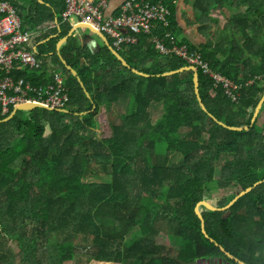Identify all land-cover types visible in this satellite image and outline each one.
Returning <instances> with one entry per match:
<instances>
[{
  "label": "trees",
  "instance_id": "16d2710c",
  "mask_svg": "<svg viewBox=\"0 0 264 264\" xmlns=\"http://www.w3.org/2000/svg\"><path fill=\"white\" fill-rule=\"evenodd\" d=\"M0 1L12 3L24 21L36 27L55 20L60 23L61 33L38 46L35 53L50 63L44 59L40 70L24 69L17 76L45 86L53 82L52 73L57 72L70 97L68 114L33 108L19 110L4 121L13 112L11 108L0 116V264H64L79 260L77 249L83 251L89 245L108 249L123 242L125 249L117 247L118 252L114 248L120 263L124 264L122 258L129 260L137 248L141 261L150 245L159 241L155 228L160 221H167L171 238L167 250L173 256L164 261L154 250L152 259L157 261L145 264L198 259L210 264H237L235 259L264 264V182L254 187L264 181V105L251 125L264 96V43L257 38L264 32V23L258 18L264 9L261 0H194L197 20L189 23L199 25V35L194 42L176 41L179 47L186 44L191 51L200 52L210 70L238 85L239 101L235 104L226 98L223 84L214 89L212 78L198 72L200 96L208 112L228 127H249L243 132L222 128L202 110L194 93L192 71L159 76L187 64L174 55H163L151 43V34L138 36L137 45L117 49L131 68L150 77L124 67L89 30H81L83 40L75 33L68 38L60 53L77 71L91 96L88 98L56 53L58 41L71 29L63 19L65 2L48 0L47 6L39 0ZM154 1L166 5L171 17L168 26L155 23L152 33L172 46L173 38L166 35L175 36L174 2ZM235 7L240 8L238 12ZM224 8L231 17L221 12ZM238 16L250 18L249 24H238ZM231 26L237 36H229ZM235 38H243L244 43L238 45ZM108 40L113 46L112 39ZM246 52L252 53L248 59ZM121 98L129 108L122 113L124 123L116 126L118 116L111 107ZM152 104H161L156 119L148 111ZM48 128L51 133L46 135ZM90 129L94 137L99 135L98 140L93 137L95 143L87 142L82 134H92ZM175 155L181 159L174 162ZM92 163L103 166L106 180L83 181ZM227 188L231 192L225 195ZM247 189L252 191L227 212L201 207L212 244L201 231L195 214L197 203L206 200L224 208ZM32 219L37 225L52 226L48 230L53 244L44 255H39L34 240L27 237ZM9 241L17 243L20 261L7 249ZM102 257L110 261L107 251L98 258Z\"/></svg>",
  "mask_w": 264,
  "mask_h": 264
},
{
  "label": "built area",
  "instance_id": "2783aa9c",
  "mask_svg": "<svg viewBox=\"0 0 264 264\" xmlns=\"http://www.w3.org/2000/svg\"><path fill=\"white\" fill-rule=\"evenodd\" d=\"M65 11L63 19L87 23L113 41V47L120 49L124 45H137L141 33H148L156 21L166 22L168 10L161 1L126 0L116 17H107L104 10L109 0H63ZM33 34L23 27L22 16L18 9L8 1H0V116L10 112L11 108L23 105H35L61 111L70 103V97L64 87L63 78L53 72V82L45 86L31 83L17 72L27 69L38 71L40 63L30 50ZM156 48L163 54L172 52L188 59L190 63H199V57L185 47L168 50L160 39H154ZM205 72H207L205 70ZM51 73V72H50ZM216 84L227 89L231 84L218 74H211Z\"/></svg>",
  "mask_w": 264,
  "mask_h": 264
},
{
  "label": "crops",
  "instance_id": "0c3cea01",
  "mask_svg": "<svg viewBox=\"0 0 264 264\" xmlns=\"http://www.w3.org/2000/svg\"><path fill=\"white\" fill-rule=\"evenodd\" d=\"M92 1L95 4L98 2V0H92ZM125 1L126 0H109L108 7L103 11L104 15L107 17L118 16L121 12V6ZM173 2L175 5V10H176V15L174 14V17H173L174 19L172 20L173 33L175 34L176 38L179 41H181L182 39H185V40H188L190 42H194L195 39H197V37L199 35V33L197 32L198 31L197 25H194V24L191 25L189 23L188 17L189 18L191 17L192 11L190 12L189 15H187V17L185 15L186 10L191 8L190 2L187 0H173ZM39 3L50 6V2L48 0H46V2L39 0ZM242 8H244V7H242ZM246 8L247 7H245L244 10H246ZM223 13L225 14V12H223ZM23 21H24V19H23ZM68 22L71 25V29L74 25H76L78 23L76 20H73V19L71 21H68ZM29 23L32 26V30H29L28 28H25V27H24V29L33 34L32 41H31V50L34 53H38V50H39L38 46L46 43L48 40H50L52 38L57 37L61 33L60 23L57 20H55V22H53V23H45V24L38 26L34 29H33L34 23L32 24L30 21L29 22L27 21L26 24H29ZM23 26H24V23H23ZM54 29H56V31H53ZM71 29H70V31H71ZM215 29L216 28H214L213 31H215ZM81 30H84V29L76 30V31L72 32L71 35L73 33H75L77 36H79V38L81 40H83L84 35H83V32ZM69 32H68V34H69ZM46 35H49V36L47 38H44ZM39 39H41V40H39ZM108 42H109V40H108ZM215 42L216 41L214 40V43ZM60 49L58 51L57 47H56V53L60 52ZM50 55H51V53H50ZM118 101H120V99ZM13 113H14V111L10 114V116L8 118H10L13 115ZM8 118H6V119H8ZM156 229L158 231L162 230V224L159 223L158 226L156 227ZM163 231L166 232V228H164ZM170 244H171L170 240H166L164 242L162 240V238L160 237L158 242H155V243L150 245V247L148 249L147 256L144 260H141V261L139 260V256H140L141 251L139 252V248H137L134 252L131 253L130 258H128L129 260H124L122 258L121 261H123L124 264H129V263H131V264H145L144 261H157V258L155 260L152 259V252H154V250L158 251L157 257H162L164 259V261H167L166 259L170 258V256L168 255L167 246ZM158 245H164V247L160 248ZM99 247H101V246L96 245L94 249H92L91 251H87V252H84L80 249H77L75 252V255L79 256L80 257L79 260L83 261L84 264H89L91 261L96 260L95 258H93V251L97 250ZM117 247H121V248L125 249V243L123 242L120 246L119 245L114 246V248L119 252V249ZM114 248L113 247L108 248V253L112 256H115L118 253ZM79 260H73V261H79ZM96 261H99V260H96ZM111 261H113V262H104V261L101 262V261H99V263L94 262V264H107V263L121 264L120 262H114V260H111ZM117 261H120V260H117ZM128 261H130V262L128 263ZM149 264H151V263H149ZM154 264H159V263H154ZM164 264H168V263H164Z\"/></svg>",
  "mask_w": 264,
  "mask_h": 264
},
{
  "label": "rangeland",
  "instance_id": "374dc122",
  "mask_svg": "<svg viewBox=\"0 0 264 264\" xmlns=\"http://www.w3.org/2000/svg\"><path fill=\"white\" fill-rule=\"evenodd\" d=\"M231 4V3H230ZM229 4V5H230ZM240 4V3H239ZM239 4H236V5H239ZM241 6V5H240ZM242 7V6H241ZM226 8H224V10H225ZM237 9H240V8H238V7H235V8H233V10L235 11V12H238V11H236ZM243 10H244V8H242ZM231 10V9H230ZM225 12H226V15L228 16V14H229V12H228V10H225ZM263 12H264V9H263ZM261 21H264V16H262L261 18ZM249 20H250V18H248V17H244V16H238L237 17V23L238 24H240L241 25V22L242 23H244V24H249ZM252 20V19H251ZM253 21V20H252ZM22 22L24 23V26L23 27H25V28H28L29 30H32V26H31V24L29 23V24H26L27 23V20H25V21H23L22 20ZM252 27V24H250L249 25V28H251ZM34 28H36V25H34V27H33V29ZM225 28V27H224ZM213 30V29H212ZM229 36L231 35H235V36H237L239 33H237L234 29H232V26L229 28ZM259 36L257 37V38H261L262 40H263V43H264V33L262 32L261 34H258ZM225 36H227V34L225 35ZM240 39H242V41H241V43L239 44V45H241V44H243L244 43V39L243 38H240ZM247 46V45H246ZM231 51H234V50H230V52ZM246 58L248 59V58H250L251 57V55H252V53L250 52V54H248V52H246ZM38 59L40 60V61H44V59H45V62H47V63H50L49 62V59H46V58H42V57H38ZM181 59L186 63L187 61H189L188 59H185V58H183V57H181ZM185 72V71H184ZM124 108H129L128 107V104H127V102H125L123 99H120V101H117L116 103H114L113 104V106L111 107V110L115 113V114H117V116H118V118L116 117V120H115V125L116 126H119V125H121L122 123H124V121H123V119H122V113H123V111H124ZM69 110V109H68ZM159 110H161V104H153L152 106H150V108L148 109V111L149 112H151V113H153V117H156V116H158V113H157V111H159ZM264 114V113H263ZM261 120H263V118H261ZM90 131L92 132V134L90 133V132H88V133H84V132H82V134L85 136V137H87L88 138V141L87 142H89V143H95V139H97L98 140V138H97V135L98 134H96V136L94 137L93 136V131L90 129ZM51 133V130L48 128L47 130H46V135H48V134H50ZM95 139H94V138ZM98 137H99V135H98ZM173 158V161L174 162H176V161H179L180 159H181V157L179 156V155H175V156H173L172 157ZM225 161H226V158H225ZM104 169H103V166H101V165H97V164H94V163H92L89 167H88V169H87V172H86V175L83 177V181L84 182H94V183H101V182H103L104 180H106V178H105V176H104ZM109 176L107 175V178H108ZM110 178V177H109ZM108 178V179H109ZM216 188V187H215ZM216 190V189H215ZM231 191H230V188H227L225 191H224V193H225V195H227V194H229ZM211 202V201H210ZM212 204H213V202H212ZM54 218V217H53ZM50 227H52V226H50ZM50 227H47L44 223H41V224H38L37 225V221L35 220V219H32V221H28V228L26 229V232H27V237L28 238H31V239H33L34 240V244L37 246V248H38V253H39V255L41 254V255H44V251H46L47 249H49L50 247H51V245L53 244V240H54V238H53V234L51 235L50 234V232H49V228ZM70 227V225H68V227L67 228H69ZM61 237V236H60ZM7 244V249H9V251L12 253V255H14V256H16L15 257V259H16V261H20L19 260V257H18V255H19V247H18V245H17V243L16 242H13V241H9L8 243H6ZM264 253V252H263ZM12 259H14V257H12ZM262 259H263V262H264V254H263V256H262ZM97 263H99V261L97 262ZM6 264H10V263H6ZM64 264H76V261H66V262H64ZM129 264H131V263H129Z\"/></svg>",
  "mask_w": 264,
  "mask_h": 264
},
{
  "label": "water",
  "instance_id": "95a60500",
  "mask_svg": "<svg viewBox=\"0 0 264 264\" xmlns=\"http://www.w3.org/2000/svg\"><path fill=\"white\" fill-rule=\"evenodd\" d=\"M79 29H86V30H89L90 32L96 34L98 37H100L105 45L108 47V49L111 51V53L117 58V60H119L121 62V64L130 69L133 73H135L136 75H139V76H142V77H150V75L148 74H145L143 72H140L139 70L137 69H133L130 67V65L128 64V62L119 54V52L112 46L110 45V43L108 42V39L107 37L101 33L99 30H97L96 28H94L92 25L90 24H87V23H77L76 25H74L71 29V31L69 32V34L65 37H63L62 39H60L56 45L57 47V50L59 51V49L66 43L67 39L70 37L71 33L76 31V30H79ZM58 57L60 58L61 62L63 63V65L66 67V69L68 71H70V73L79 81L81 87L84 89L85 91V94L88 98H91L90 94L87 92V90L85 89L84 87V84L83 82L81 81V79L79 78L78 76V73L75 69H73L70 65L67 64V62L63 59L62 55L60 52L57 53ZM184 71H192L193 72V87H194V93L196 95V98L197 100L199 101L200 105H201V108L202 110L208 114L209 117H211L215 122H217L220 126H222V128L226 129V130H229L231 132H242V131H248V128H244V129H238V128H232V127H228L226 125L223 124V122H220L218 121L212 114H210L208 112V110L206 109L205 105L203 104L202 102V99L200 97V91H199V76H198V73L196 71L195 68L193 67H183L181 69H178V70H175V71H171V72H166V73H163L159 76H171V75H174V74H178V73H182ZM263 105H264V96L263 98L261 99V101L259 102L256 110H255V113L253 115V119H252V124L256 121V119L258 118V115L260 114V111L262 110L263 108ZM95 107V106H94ZM33 108H36L35 105H25V106H22V107H18L17 109L14 110V113L13 115L19 111V110H28V109H33ZM62 113H68L69 111L67 110H62L60 111ZM12 115V116H13ZM11 116V117H12ZM10 117V118H11ZM8 118V119H10ZM8 119L4 120V121H7ZM264 182V181H263ZM263 182H260V183H257L254 187H258L261 185V183ZM252 191V189H247L246 191L242 192L238 197H236L227 207H225L224 209H217L215 208L210 202L208 201H200L199 203H197L196 207H195V214L197 215V217L200 219V222H201V230H202V233L205 235L206 238H208L211 243L214 244V241L211 240V238H209V236L206 234L205 232V222H204V218L200 212V207H205L207 208L208 210L210 211H214V212H223V211H227L229 210L240 198L244 197L246 194L250 193ZM217 246V245H215ZM222 252L225 253V251L223 249H220ZM227 257L231 258V255H229L228 253H225ZM233 259V258H232ZM235 262L237 264H245L243 262H240L238 260H235ZM185 264V263H183ZM186 264H195L194 262L192 263H186Z\"/></svg>",
  "mask_w": 264,
  "mask_h": 264
},
{
  "label": "clouds",
  "instance_id": "9594fccd",
  "mask_svg": "<svg viewBox=\"0 0 264 264\" xmlns=\"http://www.w3.org/2000/svg\"><path fill=\"white\" fill-rule=\"evenodd\" d=\"M153 1V0H152ZM187 1H189L190 2V5H191V8L190 9H188V10H186V12H185V15H186V17H187V15H189L190 14V12L192 11V15H191V17L189 18L188 17V20H190V21H195V20H197V13L195 14V7H194V0H187ZM262 2H261V4H262V8H264V1L263 0H261ZM155 2V1H154ZM259 2H256V4H255V7H257L259 4H258ZM164 5V4H163ZM165 6V8H167V10H168V15H167V20H166V22H162V21H156V22H154L153 24H152V28H151V30L148 32V33H141V34H145V35H148V34H151V37H150V41H151V43H153V45L156 47V45H155V42H154V39H160V40H162L163 41V43H164V45L166 46V48L168 49V50H171V49H173V48H182V47H185L186 49H188V51L190 52V53H194L195 55H197L198 57H199V63H190V62H186V66H184V67H193V68H195L196 69V71H197V73L201 70V72L203 73V74H207V75H209L211 78H212V80H213V82H212V86H213V88L214 89H217V88H219L218 86L220 85H217L216 84V82H215V80L213 79V77L211 76V74H218V75H220L221 77H223V78H225L226 80H227V82H229L230 84H231V88H229V89H227L226 87H224V92H225V95H226V98H228L232 103H238V101H239V94H238V89H239V87H238V85H236V83H234L232 80H230V79H228L227 78V76H225L224 74H222V73H219V72H213L212 70H210V68H209V64H208V62H206V61H203V59H202V55L200 54V52H198V51H191L190 49H189V47L186 45V44H184V45H182L181 47H179L177 44H176V41L177 42H179V40L176 38V36H172L170 33H167V37H171V38H173V45L172 46H168L165 42H164V40L162 39V38H160L159 36H156V35H153V31H152V29L154 28V25H155V23H161L163 26H168L169 25V21H170V17H171V11L169 10V8L166 6V5H164ZM226 10V9H225ZM225 10L224 9H221V12L223 13V12H225ZM225 14H226V12H225ZM228 15H230V14H228ZM262 16H264V12L262 11L261 12V14H259L258 15V18L260 19ZM224 17H226L227 18V16H224ZM228 17H231V16H228ZM220 19V18H219ZM263 23H264V21H262ZM195 25H197V29H199L198 27H199V25L198 24H195ZM214 28H216L215 30H217V27L215 26ZM213 28V29H214ZM223 29H224V27H222ZM263 32V31H262ZM261 32V33H262ZM260 33V34H261ZM264 33V32H263ZM140 34V35H141ZM139 35V36H140ZM106 36V35H105ZM107 38H108V36H106ZM261 39V38H260ZM262 40V39H261ZM235 41L238 43V45L241 43V41H242V39H236L235 38ZM139 42V41H138ZM262 42H263V40H262ZM180 43V42H179ZM242 45V44H241ZM116 50H117V48H115ZM30 50H31V47H30ZM32 51V50H31ZM33 52V51H32ZM34 53V52H33ZM35 54V53H34ZM163 54V53H162ZM163 55H174V56H176V57H178L179 59H181V57H179V56H177L176 54H174V53H172V52H169V53H165V54H163ZM35 56H36V54H35ZM37 58V57H36ZM37 60H38V58H37ZM182 60V59H181ZM39 61V63H41L42 61H40V60H38ZM183 61V60H182ZM40 66H41V64H40ZM42 68V67H41ZM205 70L207 71V72H205ZM198 76H199V74H198ZM199 83H200V81H199ZM222 84V83H221ZM199 87H200V85H199ZM194 88V87H193ZM232 90H234V91H232ZM199 91H200V89H199ZM201 97V96H200ZM153 105V104H152ZM151 105V106H152ZM23 106H25V105H23ZM22 107V106H21ZM206 107V106H205ZM36 108H41V107H37L36 106ZM150 108V107H149ZM17 109V108H16ZM207 109V108H206ZM263 109V108H262ZM14 110H15V108H14ZM13 110V111H14ZM63 110H67V111H69L68 113H70V110H68L67 108H65V109H63ZM62 111V110H61ZM55 112H60V111H55ZM261 112H262V110L260 111V114H261ZM67 113V114H68ZM255 113V112H254ZM84 113H81V114H79V116H82ZM260 114L258 115V117L260 116ZM76 115H78L77 113H76ZM254 115V114H253ZM216 118V117H215ZM153 119H156V117H153ZM217 119V118H216ZM252 119H253V117H252ZM258 119V118H257ZM256 119V120H257ZM219 121V120H218ZM221 122V121H220ZM256 122V121H255ZM255 122L252 124V120H251V125L253 126L254 124H255ZM225 125V124H224ZM232 128H235V127H232ZM244 128H248V130H249V127H243V128H238V129H244ZM243 132V131H242ZM181 157V156H180ZM263 182V181H262ZM204 201H206V200H204ZM208 202H210V201H208ZM211 203V202H210ZM212 204V203H211ZM213 205V204H212ZM214 206V205H213ZM203 207V206H202ZM227 207V206H226ZM216 208V207H215ZM225 208V207H224ZM224 208H217V209H224ZM228 211V210H227ZM227 211H223V212H227ZM200 212H201V207H200ZM202 214V213H201ZM197 216V215H196ZM203 216V215H202ZM204 218V217H203ZM199 219V218H198ZM200 220V219H199ZM204 222H205V219H204ZM159 223H161L162 224V230H160L159 231V234H158V236L159 237H161L162 238V240L165 242L166 240H170L171 238H169L168 237V234H167V232L170 234V231H169V229L167 228V226H166V224H167V221H165V222H162V221H160ZM158 223V224H159ZM158 224H157V226H158ZM156 226V227H157ZM164 228H166V232H164L163 230H164ZM156 229V228H155ZM156 231H158L157 229H156ZM202 231V230H201ZM205 232H206V229H205ZM206 234H207V232H206ZM208 235V234H207ZM172 236V235H171ZM209 236V235H208ZM166 240H165V239ZM210 238V237H209ZM212 240V239H211ZM122 241V240H121ZM213 241V240H212ZM213 244V243H212ZM217 245V244H216ZM95 246L96 245H89L88 247H87V249L86 250H83L84 252H87V251H91L92 249H94L95 248ZM216 247H218L219 249H223V248H221V247H219L218 245L216 246ZM224 250V249H223ZM104 251H107L108 252V249H105V248H103V247H99L97 250H94L93 251V258H97L96 260H99V261H101V262H105L107 259L106 258H104V257H102V258H98ZM224 253V252H223ZM168 254H169V256L171 257V256H173V252H168ZM229 254V253H228ZM230 255V254H229ZM232 257V256H231ZM100 259H105V260H100ZM93 261V262H98V261ZM109 262H113V261H111V260H114V262H120V261H117L118 259H117V257H116V255L115 256H112V255H110V258H109ZM178 260V259H177ZM236 260V259H235ZM181 264H183V263H192V262H183V261H181V260H178ZM239 261V260H238ZM121 262H123V261H121ZM195 264H210L209 263V261L208 260H202V259H198V260H195V261H193ZM236 263V262H235ZM107 264H113V263H107Z\"/></svg>",
  "mask_w": 264,
  "mask_h": 264
},
{
  "label": "bare ground",
  "instance_id": "6f19581e",
  "mask_svg": "<svg viewBox=\"0 0 264 264\" xmlns=\"http://www.w3.org/2000/svg\"><path fill=\"white\" fill-rule=\"evenodd\" d=\"M192 193H193V192H192ZM192 195H193V194H192ZM162 196H163V195H162ZM162 196H161V197H162ZM196 196H197V195H196ZM200 197H201V196H200ZM153 218H154V217H153ZM166 260H167V259H166Z\"/></svg>",
  "mask_w": 264,
  "mask_h": 264
}]
</instances>
